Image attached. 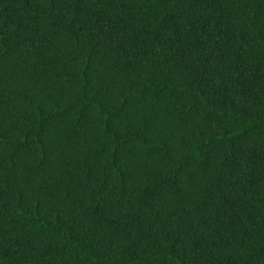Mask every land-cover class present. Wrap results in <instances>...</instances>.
<instances>
[{
  "label": "trees",
  "instance_id": "16d2710c",
  "mask_svg": "<svg viewBox=\"0 0 264 264\" xmlns=\"http://www.w3.org/2000/svg\"><path fill=\"white\" fill-rule=\"evenodd\" d=\"M0 264H264V0H0Z\"/></svg>",
  "mask_w": 264,
  "mask_h": 264
}]
</instances>
